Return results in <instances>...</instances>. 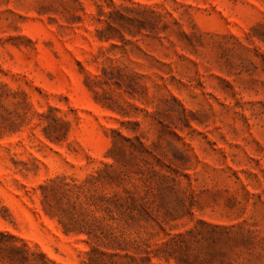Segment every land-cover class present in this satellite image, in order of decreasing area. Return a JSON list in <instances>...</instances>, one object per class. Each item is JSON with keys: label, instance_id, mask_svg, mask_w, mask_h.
<instances>
[{"label": "rangeland", "instance_id": "374dc122", "mask_svg": "<svg viewBox=\"0 0 264 264\" xmlns=\"http://www.w3.org/2000/svg\"><path fill=\"white\" fill-rule=\"evenodd\" d=\"M0 264H264V0H0Z\"/></svg>", "mask_w": 264, "mask_h": 264}]
</instances>
